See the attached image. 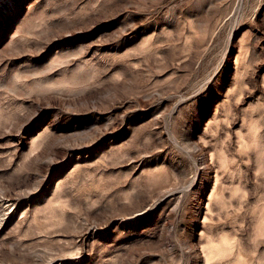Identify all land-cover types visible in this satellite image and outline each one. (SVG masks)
<instances>
[{
    "label": "rangeland",
    "instance_id": "374dc122",
    "mask_svg": "<svg viewBox=\"0 0 264 264\" xmlns=\"http://www.w3.org/2000/svg\"><path fill=\"white\" fill-rule=\"evenodd\" d=\"M0 264H264V0H0Z\"/></svg>",
    "mask_w": 264,
    "mask_h": 264
}]
</instances>
